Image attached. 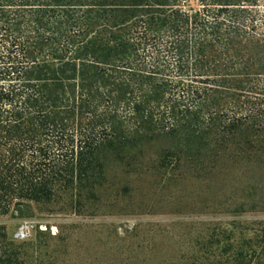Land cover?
<instances>
[{"label": "trees", "instance_id": "obj_1", "mask_svg": "<svg viewBox=\"0 0 264 264\" xmlns=\"http://www.w3.org/2000/svg\"><path fill=\"white\" fill-rule=\"evenodd\" d=\"M263 1L0 0V218L95 217L134 177L144 198L223 177L231 214H264ZM263 244L216 229L182 264H264ZM28 247L0 224V264H42Z\"/></svg>", "mask_w": 264, "mask_h": 264}, {"label": "rangeland", "instance_id": "obj_2", "mask_svg": "<svg viewBox=\"0 0 264 264\" xmlns=\"http://www.w3.org/2000/svg\"><path fill=\"white\" fill-rule=\"evenodd\" d=\"M262 5L264 11V1ZM125 180L117 175L111 184L122 185ZM225 180L178 178L176 183L144 198V184L152 181L134 177L129 193L118 192L120 187L105 191L95 217L33 209L30 217L0 218V224L15 244H30L27 253L32 262L39 257L37 262L47 264L49 259L44 255L55 249V264H163L165 260L182 264V258L199 254L195 242L206 239L212 230H233L235 237L240 233L252 237L264 229V225L258 226L264 214L230 213L235 208L233 202L223 200L226 192L219 197L222 184L227 185ZM24 220L33 221L34 227L27 240L15 242L13 235Z\"/></svg>", "mask_w": 264, "mask_h": 264}, {"label": "built area", "instance_id": "obj_3", "mask_svg": "<svg viewBox=\"0 0 264 264\" xmlns=\"http://www.w3.org/2000/svg\"><path fill=\"white\" fill-rule=\"evenodd\" d=\"M34 223L33 221L24 220L21 221L17 227L16 232L13 235V240L15 242H23L27 240L30 231L33 229ZM38 228L42 231L45 230V227L38 226Z\"/></svg>", "mask_w": 264, "mask_h": 264}]
</instances>
